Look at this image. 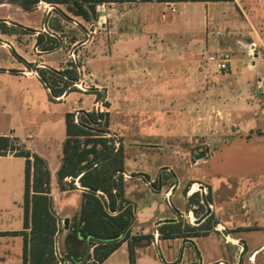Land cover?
Segmentation results:
<instances>
[{
  "label": "crops",
  "instance_id": "0c3cea01",
  "mask_svg": "<svg viewBox=\"0 0 264 264\" xmlns=\"http://www.w3.org/2000/svg\"><path fill=\"white\" fill-rule=\"evenodd\" d=\"M96 12L86 20L68 12L64 4L40 1L26 11L7 0L0 3V137L14 147L0 155V264H75L69 255L62 261L54 258L51 245L58 243L60 220L79 216L85 188L79 177L60 179L59 170L68 138L66 115L73 114L78 123L81 115L92 112L104 113L108 129L121 139L123 171L115 178L134 213L130 239L151 236L150 243L134 246V264H264V235L255 237L264 233V98L258 89L264 87V0H137L103 3ZM216 51L231 55L229 69L221 75L211 74L217 66L206 58ZM174 64L184 71L174 70ZM39 70H71L78 79L70 80L69 88L82 77L94 87L88 93L68 90L52 99ZM178 77L195 84L191 87L202 100L195 129L204 127L207 83V93L217 99L215 115L229 117L225 125L232 132L231 142L245 141L246 154L261 163V172L250 176L255 183L247 189L238 192L226 181L221 187L214 185L222 175L203 168L212 149L197 154L193 163L172 144H164L169 155H161L164 161L151 165L150 159L142 160L128 131L135 133L137 128H130L125 113L110 101V107L102 105L104 99H116L114 92L125 90L130 81L144 90L162 83L172 90ZM97 92L101 98H95ZM188 113L164 111L180 115L175 118L178 130L172 126L174 119H168L171 137L188 136ZM243 131L248 132L246 137ZM52 155L54 172L49 167ZM34 156L48 167L43 174L55 228L50 249L34 228L31 205L26 224V162L33 164ZM192 169L196 174L190 173ZM34 174L31 171V195L38 194ZM70 179L72 189L59 187ZM200 185L212 212L195 225L205 211ZM140 212L144 220L139 219ZM191 227L198 236L192 235ZM171 230L173 235L167 236ZM93 250L86 253L89 259ZM86 255L78 264H87ZM97 264H130L129 240L121 239L119 247Z\"/></svg>",
  "mask_w": 264,
  "mask_h": 264
},
{
  "label": "trees",
  "instance_id": "16d2710c",
  "mask_svg": "<svg viewBox=\"0 0 264 264\" xmlns=\"http://www.w3.org/2000/svg\"><path fill=\"white\" fill-rule=\"evenodd\" d=\"M3 1L0 0V3ZM40 1L64 4L67 6L68 12L89 20L96 16V7L100 4L137 0H7L8 3L19 5L26 11L32 10ZM39 75L50 88L52 99L63 94L64 88L69 85L70 80L78 79L77 74L71 70L62 72L39 70ZM104 118L107 119L104 113H86L81 115L78 123H76L73 114L68 113L66 115L68 138L63 147L64 158L59 177L60 179L67 175L73 179L79 177L80 185L85 188L78 221L67 235V241L71 242L74 247V251L69 256L73 258L75 264H78L84 256V252L80 248L86 240L92 239L97 242L93 251L94 262L92 264L101 263L119 247L122 239L129 240L130 264H134V246L150 243L151 236L146 235L131 239L129 236L134 221V213L122 198L118 190V177L115 178L116 173L123 171V149L120 147L115 150L114 146L109 143L110 141L101 136L107 133V130H100L102 134H96L95 140L82 141V137L93 135L89 129L91 123H97L99 119L103 121ZM90 141L93 142V145L88 148ZM13 149V145L7 138L0 137V155ZM24 156L30 157L28 154ZM38 162L42 163V160L34 156L33 168L34 166L38 167L36 165V163L39 164ZM30 170L31 163L27 160L26 224L28 209L31 205L34 228L39 235L44 237V245L47 248L50 245V236L55 231L48 213L51 204L46 194L48 193V179L43 173H41L40 178L34 177L36 184L33 188L38 194L31 195ZM44 184L46 187H43ZM189 229L194 231L192 235H199L198 232H195V227ZM173 233L174 231L171 230L166 235L171 236Z\"/></svg>",
  "mask_w": 264,
  "mask_h": 264
},
{
  "label": "rangeland",
  "instance_id": "374dc122",
  "mask_svg": "<svg viewBox=\"0 0 264 264\" xmlns=\"http://www.w3.org/2000/svg\"><path fill=\"white\" fill-rule=\"evenodd\" d=\"M202 59L205 61V63H207L205 54L202 55ZM206 67H208L207 64H205V68ZM173 69L180 72L182 70L184 71L180 64H174ZM94 70L99 71L100 69L97 68ZM222 73L224 72H219L216 69V71H213L211 74L221 75ZM85 81V85L87 86L86 91H81V89L77 87L71 86V88H69L68 86H66L64 88V92L68 90L80 91L83 93L91 92L90 88L94 87L93 83L88 79H85ZM127 84L128 85H126L127 87L125 88V90L114 92L113 95H116V99H104L102 105L107 108L111 106V103L114 104V107L117 110L125 113V119L130 123V128L132 125L137 128V131L135 133L132 130L128 131H130L129 135H132L130 139L133 145H136L134 146L136 147L135 151L139 153L142 160L150 159L151 165L160 163L162 162V160L164 161L161 155H168L166 151V147L168 146H164V144H172L174 146V149L178 153L188 155L193 163H196V160H194V158L197 154H200L201 152L207 153L209 149H212V154L209 157V163L208 165L203 166V168L206 171L213 170L222 175L221 179L217 178L213 180L216 187L223 186V182L226 181L225 183H227L231 188L240 192L247 189V186L250 185L249 183H255V180L250 176L253 173L261 172V163L258 161H254L246 154L248 147L246 146L245 141L235 139L231 142L232 139L229 138L228 134H232V132H229V127H226L227 125H225L228 124L229 117H226L224 115H215L213 106L214 102L217 99H215L211 93H207V83L205 87L206 93L204 98V127L200 125L198 130L195 129L197 123L196 111L198 109H202V100L197 97L196 89H193L191 87L195 86V84H186L181 81L180 77H178L177 79H173L172 90L169 89V86L165 83L159 85L155 84L154 88L145 90L138 87L136 82L132 83L130 81ZM187 85L190 90H187ZM95 98H101V92H97ZM168 109L177 111L183 109V112L184 109H186L189 112L188 114L190 125L187 137H171L168 132V129L171 127L170 125H168V119H170V117L174 119L172 126L174 129L178 130L180 123L179 121L175 120V118H177V116L179 117L180 115L174 114L173 116H169L164 114V111ZM150 122H152L153 124H150ZM218 123L219 126L221 123L222 127H225V129L223 128L224 130L219 131V129L222 127L217 128ZM95 124L96 123L92 125L93 129H91V134L93 135L90 137H82V141L95 140L94 138H96V134H102L100 130H107V133L104 134V138H107L110 141L109 143L114 146L115 150H117L118 147L115 145V141L119 139L118 141L121 142V139L115 131H111L108 129V119L105 118L102 123H99L100 125L98 124V126ZM247 133V131H243L242 135L246 137L248 135ZM113 135H116L118 139H114L113 137H111ZM223 141L228 142V144L225 145ZM92 145L93 142L90 141L88 148ZM54 149H52V151H55ZM51 161L52 162L49 163L50 171L54 172L56 167V156L54 157L52 155ZM36 165H38V167L34 166L33 168V164H31L30 175L31 171H33L35 173L34 176L36 178H40L41 173L46 174V169L48 170V167L43 161L39 164L36 163ZM190 173L196 174V171L192 169L190 170ZM223 177L227 179H224ZM70 181L71 182L67 181L66 183H62L59 187L62 189H72L73 181L71 179ZM35 184L36 179H34V185ZM143 199L147 198L144 197ZM125 203L128 205V202L125 201ZM142 205L143 203L138 204V206ZM128 206L132 208L131 205ZM151 214H154V212L152 211ZM144 216L145 215L141 212L140 214H138L139 219L142 218L144 220ZM78 217V215H74L71 219L68 220V229H66L64 220H60L61 222L59 223V232L57 235L58 243L56 246L53 244L51 245L52 252H56V256L53 255L54 258H58V260L60 261L65 260L68 255L74 251L72 243L67 241V235L74 224L77 223ZM255 234L252 233V236H255ZM261 235H264V233H260V235H256L255 237H262ZM94 245H97V242L92 239H88L86 240V242H84L83 246L80 249L82 252H84V255H86L87 252L93 250ZM48 256H50V253L48 254ZM89 256V254L86 255L84 263L86 262L87 264H92L94 262V252L93 259H89ZM88 260L89 262H87Z\"/></svg>",
  "mask_w": 264,
  "mask_h": 264
},
{
  "label": "built area",
  "instance_id": "2783aa9c",
  "mask_svg": "<svg viewBox=\"0 0 264 264\" xmlns=\"http://www.w3.org/2000/svg\"><path fill=\"white\" fill-rule=\"evenodd\" d=\"M72 58L75 59L77 57H75L73 55ZM206 58H207L208 62L216 64L217 70L219 72H226L229 69V65H230V62H231V55L228 52L216 51V52H213V53H209ZM78 69L80 70V67H78ZM85 79H87V77H85V78L82 77L78 81L73 82L72 86L81 89V91H86L87 86L85 85V82H86ZM258 89H259L261 95L264 98V87L263 86H259ZM76 122H77V120H76ZM263 132H264V130H263ZM111 137H113L114 139H118V137L116 135H113ZM118 140L115 141V145L117 147L120 145V141H118Z\"/></svg>",
  "mask_w": 264,
  "mask_h": 264
},
{
  "label": "water",
  "instance_id": "95a60500",
  "mask_svg": "<svg viewBox=\"0 0 264 264\" xmlns=\"http://www.w3.org/2000/svg\"><path fill=\"white\" fill-rule=\"evenodd\" d=\"M199 190L201 192V203L203 204L204 208H205V211L203 212V214L198 217L197 219L194 220V224L195 225H199L201 224L203 221H205L206 218H208L212 212L211 210V206H210V203L208 202V199L205 195V188L203 185H200L199 186ZM68 220L69 218H66L64 220V223L66 224V229H68ZM244 252L241 253L240 255V258L243 256Z\"/></svg>",
  "mask_w": 264,
  "mask_h": 264
},
{
  "label": "bare ground",
  "instance_id": "6f19581e",
  "mask_svg": "<svg viewBox=\"0 0 264 264\" xmlns=\"http://www.w3.org/2000/svg\"><path fill=\"white\" fill-rule=\"evenodd\" d=\"M194 189H196V186L194 187Z\"/></svg>",
  "mask_w": 264,
  "mask_h": 264
}]
</instances>
